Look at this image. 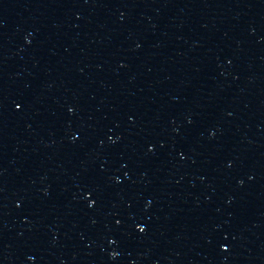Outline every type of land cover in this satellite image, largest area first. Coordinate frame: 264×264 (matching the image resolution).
I'll use <instances>...</instances> for the list:
<instances>
[{"label": "water", "instance_id": "water-1", "mask_svg": "<svg viewBox=\"0 0 264 264\" xmlns=\"http://www.w3.org/2000/svg\"><path fill=\"white\" fill-rule=\"evenodd\" d=\"M0 264H264V0H0Z\"/></svg>", "mask_w": 264, "mask_h": 264}]
</instances>
